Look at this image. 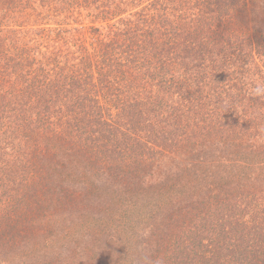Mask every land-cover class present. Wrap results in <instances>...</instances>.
Wrapping results in <instances>:
<instances>
[{
  "label": "trees",
  "instance_id": "1",
  "mask_svg": "<svg viewBox=\"0 0 264 264\" xmlns=\"http://www.w3.org/2000/svg\"><path fill=\"white\" fill-rule=\"evenodd\" d=\"M71 217L79 264H264V0H0V264Z\"/></svg>",
  "mask_w": 264,
  "mask_h": 264
},
{
  "label": "rangeland",
  "instance_id": "2",
  "mask_svg": "<svg viewBox=\"0 0 264 264\" xmlns=\"http://www.w3.org/2000/svg\"><path fill=\"white\" fill-rule=\"evenodd\" d=\"M69 231H68V235L66 236V232H60L59 230H51L49 233H46V230L41 229V235L38 238V240H35L34 242H31L30 247L31 246H36V242L40 241L39 244H42L44 242L49 241V243L51 244V241L53 240L54 235H56L57 238L61 239V240H56L52 246H54L57 250H61L62 253L59 257V260L61 261L62 264H79L80 261L77 260V258H79L80 260L83 259L84 261L88 260L91 255L95 256L98 258V254L97 252L104 247L103 245L107 242L104 241V238L101 237L100 240L96 243V242H92L89 241L87 239H89L87 237V234L90 233L91 230H93V228H88V229H82V225H77L76 221L71 217V219L69 220ZM41 225H43L41 223ZM48 234V235H47ZM47 237H48V241H47ZM129 237H121V240L119 237H117L118 242H121V246L123 245V240H125V242H127ZM52 239V240H51ZM116 240V239H115ZM113 240V242L115 241ZM120 240V241H119ZM72 242H75L72 245ZM39 246V245H37ZM53 249V247H52ZM134 246H129L124 245L122 250V253L117 254L119 261H121L122 259V263H127L128 260V256L126 254H124L125 252H128L129 254V264H136V262H138L134 257ZM22 253L24 254V250H19V253H17L15 255V259L18 260H23L22 257ZM71 259H70V258ZM73 258L75 259V261L73 260ZM95 262V261H94Z\"/></svg>",
  "mask_w": 264,
  "mask_h": 264
},
{
  "label": "clouds",
  "instance_id": "3",
  "mask_svg": "<svg viewBox=\"0 0 264 264\" xmlns=\"http://www.w3.org/2000/svg\"><path fill=\"white\" fill-rule=\"evenodd\" d=\"M258 91V90H257Z\"/></svg>",
  "mask_w": 264,
  "mask_h": 264
}]
</instances>
